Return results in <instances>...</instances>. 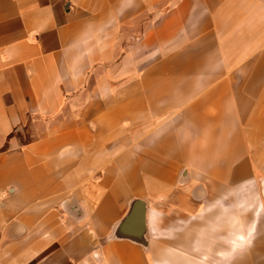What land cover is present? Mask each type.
<instances>
[{"label":"crops","instance_id":"0c3cea01","mask_svg":"<svg viewBox=\"0 0 264 264\" xmlns=\"http://www.w3.org/2000/svg\"><path fill=\"white\" fill-rule=\"evenodd\" d=\"M0 264H264V0H0Z\"/></svg>","mask_w":264,"mask_h":264},{"label":"water","instance_id":"95a60500","mask_svg":"<svg viewBox=\"0 0 264 264\" xmlns=\"http://www.w3.org/2000/svg\"><path fill=\"white\" fill-rule=\"evenodd\" d=\"M145 214V205L142 202L133 201L125 218L114 227L110 240L127 239L145 246Z\"/></svg>","mask_w":264,"mask_h":264}]
</instances>
